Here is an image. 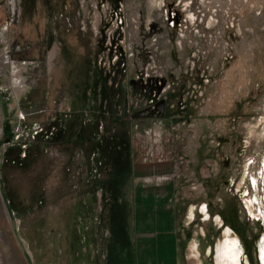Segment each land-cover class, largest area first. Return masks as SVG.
Here are the masks:
<instances>
[{
    "label": "rangeland",
    "instance_id": "1",
    "mask_svg": "<svg viewBox=\"0 0 264 264\" xmlns=\"http://www.w3.org/2000/svg\"><path fill=\"white\" fill-rule=\"evenodd\" d=\"M0 264H264V0H0Z\"/></svg>",
    "mask_w": 264,
    "mask_h": 264
},
{
    "label": "trees",
    "instance_id": "2",
    "mask_svg": "<svg viewBox=\"0 0 264 264\" xmlns=\"http://www.w3.org/2000/svg\"><path fill=\"white\" fill-rule=\"evenodd\" d=\"M99 84H100V82H99ZM101 88H104L105 90H107L106 89V87H107V85L105 84V82H102L101 84ZM107 92H108V90H107ZM103 97V96H102ZM101 97V100H103L104 102H102L101 104L103 105V111H101V112H96L97 113V115H94V116H92V114H90L89 116H90V118L92 119V121H94L95 122V120H96V118L97 117H99L98 118V120L99 121H101V120H104V119H107L108 121H110V116H109V114H108V102H109V99H108V96H106V97H104V98H102ZM83 104H85V103H83ZM86 106V105H85ZM95 110H97V107L95 108ZM80 114H76L77 115V118H75V121H77V123L78 122H83V118L81 119V117H83V109L82 110H80ZM106 114H108V116H106ZM88 119V118H87ZM58 120H59V115L56 113V116L54 117V119L52 120V121H50V123L53 125V126H56L55 124H58ZM97 120V121H98ZM47 126H49V125H47ZM46 125L44 126V127H42V133L41 134H39V136L41 137V135H42V137L44 136L45 137V135H46V130H48V127H47ZM75 127H78L77 126V124H76V122H75V124L72 126V124H71V120L70 121H68L67 122V124H66V130L64 131V134H65V136H64V138H66V136H67V133L68 132H70L71 130H73ZM49 131V130H48ZM47 131V132H48ZM59 131V130H58ZM49 134V136H48V140H47V142H49V143H51V144H55V143H57V135H55V136H53V137H50L51 135H52V133H48ZM44 137H43V141L45 140L44 139ZM75 137H77L76 135L74 136V138Z\"/></svg>",
    "mask_w": 264,
    "mask_h": 264
},
{
    "label": "crops",
    "instance_id": "3",
    "mask_svg": "<svg viewBox=\"0 0 264 264\" xmlns=\"http://www.w3.org/2000/svg\"><path fill=\"white\" fill-rule=\"evenodd\" d=\"M141 191H142V189H141ZM147 194H145V195H149V193H148V191L146 192ZM144 198V197H143ZM142 198V199H143ZM144 200V199H143ZM161 209H159V210H157V212L162 216V218H166L167 219V217H166V210L167 209H169V208H167V206H164V207H160ZM160 220H161V218H160Z\"/></svg>",
    "mask_w": 264,
    "mask_h": 264
},
{
    "label": "water",
    "instance_id": "4",
    "mask_svg": "<svg viewBox=\"0 0 264 264\" xmlns=\"http://www.w3.org/2000/svg\"><path fill=\"white\" fill-rule=\"evenodd\" d=\"M155 108L157 109L158 112H160V114L164 113L163 109H164V101L161 100L159 103L156 104ZM153 116H156L155 113H153Z\"/></svg>",
    "mask_w": 264,
    "mask_h": 264
},
{
    "label": "flooded vegetation",
    "instance_id": "5",
    "mask_svg": "<svg viewBox=\"0 0 264 264\" xmlns=\"http://www.w3.org/2000/svg\"><path fill=\"white\" fill-rule=\"evenodd\" d=\"M151 112L154 113L153 111H151ZM152 113H151V114H152ZM147 114H149V113H147Z\"/></svg>",
    "mask_w": 264,
    "mask_h": 264
},
{
    "label": "bare ground",
    "instance_id": "6",
    "mask_svg": "<svg viewBox=\"0 0 264 264\" xmlns=\"http://www.w3.org/2000/svg\"><path fill=\"white\" fill-rule=\"evenodd\" d=\"M231 252V251H230ZM232 255V254H231ZM233 256V255H232Z\"/></svg>",
    "mask_w": 264,
    "mask_h": 264
}]
</instances>
